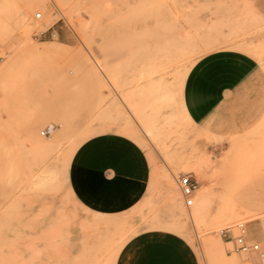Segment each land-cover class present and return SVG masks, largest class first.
<instances>
[{
  "label": "rangeland",
  "instance_id": "374dc122",
  "mask_svg": "<svg viewBox=\"0 0 264 264\" xmlns=\"http://www.w3.org/2000/svg\"><path fill=\"white\" fill-rule=\"evenodd\" d=\"M224 48L262 57L264 0H0V264H264L220 234L244 222L264 251V203L235 198L264 202V118L233 141L223 185L181 101ZM107 137L141 149L142 181L83 172L81 149Z\"/></svg>",
  "mask_w": 264,
  "mask_h": 264
},
{
  "label": "crops",
  "instance_id": "0c3cea01",
  "mask_svg": "<svg viewBox=\"0 0 264 264\" xmlns=\"http://www.w3.org/2000/svg\"><path fill=\"white\" fill-rule=\"evenodd\" d=\"M181 101L199 134L211 136L208 144L217 148V173L224 185L222 172L228 166L233 141L244 139L264 118V50L261 58L235 48L216 49L202 56L187 74ZM6 109L5 113L10 115V108ZM48 125L52 129L53 123ZM256 138L264 140V134ZM3 147L5 137L0 136V148ZM78 156L81 169L87 173L112 174L133 182L142 181L147 173V159L141 149L122 138L89 142ZM8 163L11 172L14 163ZM195 176L200 184L198 191L204 194L205 180L199 173ZM245 192L247 195L235 197L237 203L262 206V199L251 196L255 195L254 190L248 188Z\"/></svg>",
  "mask_w": 264,
  "mask_h": 264
},
{
  "label": "built area",
  "instance_id": "2783aa9c",
  "mask_svg": "<svg viewBox=\"0 0 264 264\" xmlns=\"http://www.w3.org/2000/svg\"><path fill=\"white\" fill-rule=\"evenodd\" d=\"M42 13L38 12L34 15V19L41 20ZM41 135L46 136L45 130L41 131ZM178 185L187 208H190L194 202V196L197 189V182L190 175L180 176ZM222 239L232 246V251L244 253H258L261 259H264V251L260 244L248 233L246 223L238 222L236 224L224 227L221 232Z\"/></svg>",
  "mask_w": 264,
  "mask_h": 264
},
{
  "label": "bare ground",
  "instance_id": "6f19581e",
  "mask_svg": "<svg viewBox=\"0 0 264 264\" xmlns=\"http://www.w3.org/2000/svg\"><path fill=\"white\" fill-rule=\"evenodd\" d=\"M42 1H43V0H35L36 3H39V2H42ZM22 12H23V11H22ZM97 64H98V63H97ZM97 66H98V65H97ZM99 67H100V66H99ZM197 191H198V190H197ZM196 194H197V193H195V196H196ZM195 196H194V197H195ZM191 219H192V217H191Z\"/></svg>",
  "mask_w": 264,
  "mask_h": 264
}]
</instances>
